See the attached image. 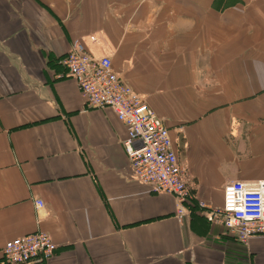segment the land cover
<instances>
[{
	"label": "crops",
	"instance_id": "obj_1",
	"mask_svg": "<svg viewBox=\"0 0 264 264\" xmlns=\"http://www.w3.org/2000/svg\"><path fill=\"white\" fill-rule=\"evenodd\" d=\"M74 40L163 120L194 196L181 221L130 178L115 114L83 111L60 63ZM258 180L264 0H0V264L37 230L44 264H264V235L238 244L198 205Z\"/></svg>",
	"mask_w": 264,
	"mask_h": 264
},
{
	"label": "built area",
	"instance_id": "obj_2",
	"mask_svg": "<svg viewBox=\"0 0 264 264\" xmlns=\"http://www.w3.org/2000/svg\"><path fill=\"white\" fill-rule=\"evenodd\" d=\"M60 63L78 89L83 111L108 109L123 124L126 132L123 149L129 162L130 178L152 194L172 196L175 217L181 221L194 196L163 120L118 77L109 57H92L79 40L72 42ZM34 204L36 208L43 207L41 201L34 200ZM198 205L238 244L264 235V180L227 183L218 209L203 203ZM54 251L51 237L37 230L6 242L1 255L6 264H44Z\"/></svg>",
	"mask_w": 264,
	"mask_h": 264
},
{
	"label": "rangeland",
	"instance_id": "obj_3",
	"mask_svg": "<svg viewBox=\"0 0 264 264\" xmlns=\"http://www.w3.org/2000/svg\"><path fill=\"white\" fill-rule=\"evenodd\" d=\"M50 258H52V257H50ZM50 258L48 260H50Z\"/></svg>",
	"mask_w": 264,
	"mask_h": 264
}]
</instances>
